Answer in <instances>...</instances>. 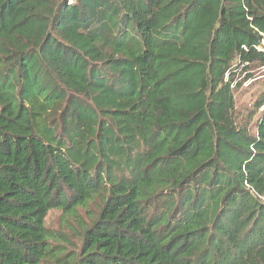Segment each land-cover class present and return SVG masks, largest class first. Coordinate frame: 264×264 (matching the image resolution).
Returning <instances> with one entry per match:
<instances>
[{"label": "trees", "instance_id": "obj_1", "mask_svg": "<svg viewBox=\"0 0 264 264\" xmlns=\"http://www.w3.org/2000/svg\"><path fill=\"white\" fill-rule=\"evenodd\" d=\"M255 69L264 0H0V264H264Z\"/></svg>", "mask_w": 264, "mask_h": 264}, {"label": "rangeland", "instance_id": "obj_2", "mask_svg": "<svg viewBox=\"0 0 264 264\" xmlns=\"http://www.w3.org/2000/svg\"><path fill=\"white\" fill-rule=\"evenodd\" d=\"M253 79H249L238 89L235 94V104L238 110L243 112L252 106V102L257 97L260 89L261 83L264 82V70L255 69L253 71ZM95 207L91 205L89 208L90 212L79 213L80 220L69 219L68 223L65 218L62 217V212L60 210H51L45 220V225L47 228L57 231L60 234L66 235V237L71 241V244H67L69 249L75 248L79 245V239L81 235L80 223L79 221L87 222V216L93 213Z\"/></svg>", "mask_w": 264, "mask_h": 264}]
</instances>
